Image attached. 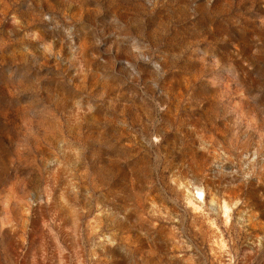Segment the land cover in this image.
Segmentation results:
<instances>
[{
    "label": "rangeland",
    "instance_id": "rangeland-1",
    "mask_svg": "<svg viewBox=\"0 0 264 264\" xmlns=\"http://www.w3.org/2000/svg\"><path fill=\"white\" fill-rule=\"evenodd\" d=\"M0 264H264V0H0Z\"/></svg>",
    "mask_w": 264,
    "mask_h": 264
}]
</instances>
